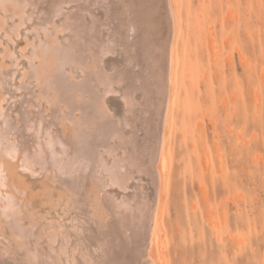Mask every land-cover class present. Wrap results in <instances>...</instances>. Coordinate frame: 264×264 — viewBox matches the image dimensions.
I'll return each instance as SVG.
<instances>
[{
  "label": "bare ground",
  "instance_id": "6f19581e",
  "mask_svg": "<svg viewBox=\"0 0 264 264\" xmlns=\"http://www.w3.org/2000/svg\"><path fill=\"white\" fill-rule=\"evenodd\" d=\"M178 16L179 0H0V264H170Z\"/></svg>",
  "mask_w": 264,
  "mask_h": 264
},
{
  "label": "rangeland",
  "instance_id": "374dc122",
  "mask_svg": "<svg viewBox=\"0 0 264 264\" xmlns=\"http://www.w3.org/2000/svg\"><path fill=\"white\" fill-rule=\"evenodd\" d=\"M178 20L160 252L264 264V0H179Z\"/></svg>",
  "mask_w": 264,
  "mask_h": 264
}]
</instances>
